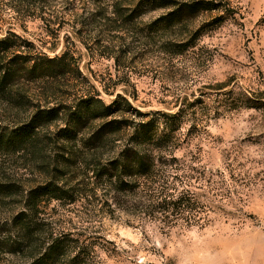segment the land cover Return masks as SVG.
Instances as JSON below:
<instances>
[{
    "label": "rangeland",
    "instance_id": "obj_1",
    "mask_svg": "<svg viewBox=\"0 0 264 264\" xmlns=\"http://www.w3.org/2000/svg\"><path fill=\"white\" fill-rule=\"evenodd\" d=\"M176 1L213 5L176 22L145 0H0V39L12 31L25 54L72 57L66 80L30 85L32 105L85 93L106 104L121 95L141 113L182 110L175 156L185 167L169 171H197L177 181L178 193L194 194L196 220L165 233L115 212L86 234L98 237L92 256L62 264H264V0ZM58 81L54 101L46 85ZM32 105L19 112L2 101L0 118L28 116ZM69 209L78 234L81 208ZM0 264L19 261L0 251Z\"/></svg>",
    "mask_w": 264,
    "mask_h": 264
},
{
    "label": "trees",
    "instance_id": "obj_2",
    "mask_svg": "<svg viewBox=\"0 0 264 264\" xmlns=\"http://www.w3.org/2000/svg\"><path fill=\"white\" fill-rule=\"evenodd\" d=\"M145 1L151 10L172 9L164 19L176 22L194 19L213 5ZM23 43L12 31L0 39V105L5 101L19 112L36 100L31 84L64 81L75 70L67 50L55 57L31 56L21 51ZM60 81L46 85L54 101ZM32 108L8 123L0 118L3 256L19 264L76 263L98 247L93 242L98 237L86 236L97 227L92 223L115 212L158 224L165 233L196 220L194 194L177 189L178 179L190 182L196 168L180 177L169 171L185 167L175 156L182 110L141 113L121 95L106 104L85 93ZM77 206L85 228L75 234L69 208Z\"/></svg>",
    "mask_w": 264,
    "mask_h": 264
}]
</instances>
